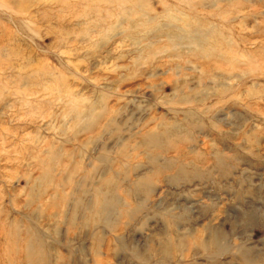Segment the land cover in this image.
Masks as SVG:
<instances>
[{"label":"rangeland","instance_id":"obj_1","mask_svg":"<svg viewBox=\"0 0 264 264\" xmlns=\"http://www.w3.org/2000/svg\"><path fill=\"white\" fill-rule=\"evenodd\" d=\"M0 264H264V0H0Z\"/></svg>","mask_w":264,"mask_h":264},{"label":"bare ground","instance_id":"obj_2","mask_svg":"<svg viewBox=\"0 0 264 264\" xmlns=\"http://www.w3.org/2000/svg\"><path fill=\"white\" fill-rule=\"evenodd\" d=\"M208 18V17H207ZM201 19V18H200ZM191 34H193V33H191ZM191 34H189V35H191ZM197 35V34H196ZM202 35V34H201ZM214 35V34H213ZM193 38V37H192ZM201 38V37H200ZM210 38V37H209ZM207 39V38H206ZM190 40V39H189ZM192 40V39H191ZM198 40H200V39H198ZM210 40V39H209ZM212 45V44H211ZM208 46V45H207ZM210 46H208V48H209ZM212 48V47H211ZM210 50H212V49H210ZM214 236V235H213ZM214 239V238H213ZM215 240H217V239H215ZM216 243H217V241H216ZM209 244V243H208ZM207 244V245H208ZM211 246V245H210ZM203 247V246H202ZM212 247V246H211ZM211 247H210V249H211ZM209 248V247H208ZM218 248V247H217ZM204 249V248H203ZM208 251V250H207ZM211 252H212V249L210 250Z\"/></svg>","mask_w":264,"mask_h":264}]
</instances>
